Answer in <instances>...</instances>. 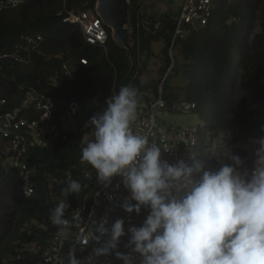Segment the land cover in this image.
Listing matches in <instances>:
<instances>
[{
  "label": "trees",
  "instance_id": "1",
  "mask_svg": "<svg viewBox=\"0 0 264 264\" xmlns=\"http://www.w3.org/2000/svg\"><path fill=\"white\" fill-rule=\"evenodd\" d=\"M95 1L27 0L13 17L0 10V98L6 99L0 112L20 107L25 93L34 91L53 98V117L67 116L73 127L65 139L56 136L45 147L30 149L27 162L35 166L30 196L23 194L18 174L8 166L9 147L5 153L0 150V264H22V260L32 264L48 247L56 229L49 219L56 205L51 196L64 198V176L82 168L81 142L91 137L85 122L102 111L106 99L129 81L137 90L138 108L146 109L156 96L157 84L143 85L140 76L146 60L153 56L154 42L163 43L162 76L171 62L168 50L177 12L145 14L139 0H129V25L135 42L128 57L127 51L114 43L107 27L103 52L84 40L77 24L62 22L56 14L63 6L93 13ZM210 2L206 24L191 27L185 37L174 41L172 73L161 83L167 110L158 111L156 119L166 126L175 125L162 115H178L170 110L175 103H193L188 114L196 116L198 122L184 125L195 129L197 159L215 171L220 165L208 157L214 141L237 146L264 135V0ZM36 34L41 42L36 47L26 44L24 37ZM13 53L22 60L1 57ZM80 58L86 63H80ZM66 61L71 66L70 75L63 67ZM176 77L182 80L181 85L173 81ZM71 103L76 107L74 115ZM19 113L30 118L36 115L32 109ZM73 198L70 194L66 199L72 203Z\"/></svg>",
  "mask_w": 264,
  "mask_h": 264
},
{
  "label": "clouds",
  "instance_id": "2",
  "mask_svg": "<svg viewBox=\"0 0 264 264\" xmlns=\"http://www.w3.org/2000/svg\"><path fill=\"white\" fill-rule=\"evenodd\" d=\"M62 9L65 7L56 14ZM62 14L66 15L65 11ZM91 14L97 15L95 10ZM58 16L64 22L62 15ZM128 26L132 49L135 39L132 27ZM105 51L106 44L103 48ZM3 55L1 57H19L15 53ZM169 56L173 59L169 64L172 67L174 58ZM63 67L70 75L66 65ZM127 84L106 99V107L102 111L95 112L85 122L84 127L91 129V137L84 145L81 142L82 168L64 176L63 182L67 185L61 189L64 198L51 196L53 199L57 196L59 200L56 203L54 199L56 205L50 210L49 219L56 226L55 231L59 228L70 232L75 226L65 218V214L70 206L79 202L75 194L80 193L81 183L75 179L85 172H96L97 183L104 187L111 184L113 177H121L123 186L128 189V197L122 204L124 211L139 215L143 209L147 215L140 226L129 225L127 234L130 236L124 244L127 252L119 250L121 238L126 235L123 219H116L110 227L107 226V216L99 222L93 219V232L87 238L76 234L74 243L66 253V264H96L99 257L113 255L123 264H136L137 257L139 264H264V135L252 140L256 145L254 148L246 149L251 152L250 165L247 156L227 148L222 140L218 142L222 141L220 146L225 148L218 147V142L214 141L208 153V157L220 165L218 170L206 169L205 161L197 159L195 143L187 151V156L171 161L164 154L171 149H162L156 142H149L148 135L134 131L139 100L137 90ZM34 93L51 99L52 118H58L53 117L55 100ZM39 113L36 111L33 116ZM70 113H76L74 103L70 105ZM61 117L68 122L67 116ZM70 131H73V127L65 130L64 134L56 133L37 147H45L56 136L65 139ZM225 160L230 163H225ZM197 175L199 178L194 179ZM66 179H69L68 183ZM70 194L74 197L72 203L66 199ZM76 219L74 216L73 221ZM90 240L101 246L93 248L87 257L78 258L77 246L82 251ZM56 264H65V259H58Z\"/></svg>",
  "mask_w": 264,
  "mask_h": 264
},
{
  "label": "built area",
  "instance_id": "3",
  "mask_svg": "<svg viewBox=\"0 0 264 264\" xmlns=\"http://www.w3.org/2000/svg\"><path fill=\"white\" fill-rule=\"evenodd\" d=\"M23 1L0 0V9L16 7L22 4ZM64 11L66 15L62 14ZM210 14V0H181L180 8L175 18V30L169 43V55H171L175 39L183 37L186 31L193 26L200 27L205 25ZM58 15H62L64 22L78 24L87 43L105 48L107 31L98 15H93L83 10L66 11V9H62L61 12H58ZM24 38L32 46H36L41 39L38 35L34 37L25 36ZM14 58L21 61L18 56H14ZM79 61L83 64L86 63L85 58H80ZM170 67L171 65L168 70ZM167 73L168 71L161 81H164ZM129 84L130 82L127 86ZM5 103L6 99L0 98V107ZM193 106V103L179 102L171 105L170 110L178 113H188ZM52 107L53 103L50 98L28 91L19 108L0 112V137L6 139L11 151L8 166L16 170L21 181L22 192L27 196L34 191L32 176L35 172V166L26 160L28 152L43 142L45 144V141H48L56 133L64 134L65 130L72 127L63 120V117L52 118ZM29 108H33L40 113L33 118L20 115V111H25ZM145 108L137 109V119L133 123L134 131L148 135L149 142H156L162 149H171L172 151L164 152L171 161L175 162L177 159L187 156V151L195 143V129L184 124L166 126L159 123L156 119L158 111L167 110L163 98L162 84L157 87L156 96L148 101V105ZM185 162L187 163V161ZM75 180L81 183L80 193L75 194L78 196L79 202L75 206H70L65 214V218L69 219L75 226L71 228L70 232L58 228L53 233L48 247L33 264H56V261L60 258H64L66 264V253L74 243L76 234H82L87 238L93 232L92 220L95 219L99 222L105 216H107L109 221L108 227L118 218L125 221L126 235L121 238L119 250L127 252L128 249L124 247V244L127 243L130 236V234H127L129 225L140 226L147 215V211L143 209L139 215L136 213L128 214L124 211L122 204L125 197H128V189L123 186L122 179L119 176L113 177L108 187L97 183L96 172H85ZM68 181L69 179H66L67 183ZM54 199L56 203L59 200L57 196H54ZM74 216L77 217L75 221H73ZM99 246L101 244H97L92 240L89 241L88 246L82 251L77 246L78 258L87 257L93 248ZM96 264H123V262L116 259L113 255L111 257H99ZM136 264H139L138 257Z\"/></svg>",
  "mask_w": 264,
  "mask_h": 264
},
{
  "label": "rangeland",
  "instance_id": "4",
  "mask_svg": "<svg viewBox=\"0 0 264 264\" xmlns=\"http://www.w3.org/2000/svg\"><path fill=\"white\" fill-rule=\"evenodd\" d=\"M139 2H140V8L142 10V13L160 14V13L168 12L169 14L175 15L176 10L179 6L180 0H172L171 2H169L167 0H139ZM26 3H27V0H25L23 5H25ZM6 9H4V10L7 11L9 16L13 17V16H17V13H18V10L20 9V7L17 8L16 10H12V9H8V8H6ZM37 12L39 13L40 10L38 9ZM147 12H150V13H147ZM16 18L20 19V16H18ZM129 30H130V28H129ZM109 32H110V37H111V30ZM130 38H131V44H132L131 32H130ZM162 46H163V43L161 41L154 42V44L152 45L153 56L149 57L146 60L145 70H144L143 74L140 76V83L141 84L147 85L150 83L151 84L156 83L157 87L161 84L162 75L160 73H161V67L163 65V62H162V58L160 57V50H161ZM171 56H173V52H171ZM142 60H143V58L140 60V63L143 62ZM65 65H66V70L71 74L72 70H71L70 63L66 61ZM171 73H172V71H171ZM171 73H170V71H168V76ZM170 79L172 80L173 78H170ZM173 81L179 83L180 85L182 84V80L179 77L174 78ZM160 113L161 112H159L158 114H160ZM162 116H164L166 119L171 120L173 123H176V124H187V123H191V122H193V124H194L195 122H198V119L196 116H194L193 114H188V113H183V114L178 113V115H174V114L171 115V113H166V114H163ZM250 140H253V139H250ZM85 141H86V139L83 140V145H84ZM243 143H241V144H243ZM221 144H223L222 141H219L216 145L219 147ZM241 144H238L237 146H239ZM6 147L7 146L2 141H0V150L2 152L5 153L7 151ZM221 147L224 148L223 145ZM89 167H91V166L89 165ZM21 263L25 264V261L22 260Z\"/></svg>",
  "mask_w": 264,
  "mask_h": 264
},
{
  "label": "water",
  "instance_id": "5",
  "mask_svg": "<svg viewBox=\"0 0 264 264\" xmlns=\"http://www.w3.org/2000/svg\"><path fill=\"white\" fill-rule=\"evenodd\" d=\"M95 13L102 23L111 30V38L115 44L131 52L129 30V0H96Z\"/></svg>",
  "mask_w": 264,
  "mask_h": 264
},
{
  "label": "crops",
  "instance_id": "6",
  "mask_svg": "<svg viewBox=\"0 0 264 264\" xmlns=\"http://www.w3.org/2000/svg\"><path fill=\"white\" fill-rule=\"evenodd\" d=\"M4 144L7 147H9L8 144H7V142L4 143ZM255 146L256 145L252 143V140H248V141L244 142L243 144H241L239 146H227V148H231L234 152L239 153L241 156H247L248 157V161L247 162L250 165L251 164L252 156H251V152L250 151H246V149H248L250 147L254 148ZM224 162L225 163H230V161H227V160H225Z\"/></svg>",
  "mask_w": 264,
  "mask_h": 264
},
{
  "label": "bare ground",
  "instance_id": "7",
  "mask_svg": "<svg viewBox=\"0 0 264 264\" xmlns=\"http://www.w3.org/2000/svg\"><path fill=\"white\" fill-rule=\"evenodd\" d=\"M130 4V3H129ZM9 9V8H8ZM7 10V9H6ZM75 10V9H74ZM209 20V19H208ZM201 27V26H200ZM41 42V41H40ZM27 44V43H26ZM27 48H29V47H27ZM29 50V49H28ZM27 52V51H26ZM30 52V51H29ZM28 58V57H27ZM170 71V70H169Z\"/></svg>",
  "mask_w": 264,
  "mask_h": 264
}]
</instances>
